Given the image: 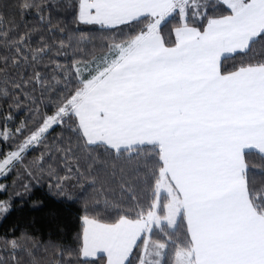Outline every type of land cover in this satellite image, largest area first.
<instances>
[{"label": "snow or ice", "instance_id": "obj_1", "mask_svg": "<svg viewBox=\"0 0 264 264\" xmlns=\"http://www.w3.org/2000/svg\"><path fill=\"white\" fill-rule=\"evenodd\" d=\"M3 7L0 97L9 110L0 174L39 149L28 175H46L50 192L71 198L69 183L93 188L77 247L52 245L61 256L78 264H264V183L250 178L249 162L264 161V0H69L71 21L55 26L36 0ZM33 9L40 24L22 28L15 14L23 20ZM69 24L95 27L99 54L75 58L89 38L80 33L71 64H61L55 57L73 48ZM45 93L54 110L40 116ZM29 100L32 121L11 129V107ZM53 126L60 132L45 143ZM46 156L62 168H45ZM10 208L0 200V215ZM28 239L5 235L0 264H40Z\"/></svg>", "mask_w": 264, "mask_h": 264}, {"label": "trees", "instance_id": "obj_2", "mask_svg": "<svg viewBox=\"0 0 264 264\" xmlns=\"http://www.w3.org/2000/svg\"><path fill=\"white\" fill-rule=\"evenodd\" d=\"M37 3L45 5L44 14L51 15L52 24L55 26L58 22L71 21V9L67 8L69 0H36ZM14 0H0V11L5 13L6 18L8 14L3 7L6 4H12ZM15 21L23 25L26 23L29 27L40 24L39 16L36 14L35 9L31 13L26 14L21 20L20 15L17 13L14 17ZM174 21H170L166 26V32L168 28H171ZM46 27V22H44ZM69 27L75 32V38L73 42V48L68 49L66 54L56 56L55 58L60 61L61 64H71L73 59V52L77 45L76 40L80 39V33L89 34L87 41L79 44V48L83 51L76 56V59L91 58L92 54H99L98 44L100 33L96 28L91 25L80 24L72 25ZM47 38L48 32L43 33ZM57 39H67V34H61L59 31L52 33ZM39 41V33H33L32 43L33 46L37 45ZM2 53V48H0ZM51 55H54L52 53ZM228 63H231L229 61ZM47 64V58H45L44 64L41 65V69H44V65ZM51 74L49 69V75ZM57 89H62L63 85H57ZM58 94V93H57ZM40 99L39 91L35 94ZM50 93L44 94V103L40 104L39 113L43 116L45 113L51 114L54 110L51 106V99H54ZM9 110V100L4 97H0V126L3 125V117ZM13 119L9 122V127L13 130L20 123L21 119L32 121L33 114L36 112V108L32 105L31 101H24L20 107H11ZM31 126V124L29 125ZM60 132L59 126H53L48 132V139L45 143H52L56 133ZM68 133L65 132L67 137ZM20 139H23L21 137ZM19 141H17L18 143ZM0 150L4 149L3 143H0ZM40 155V150H28L24 155L22 163L16 165L8 171L3 177L0 178V185H4V188H0V200L11 201V208L5 214L0 215V257H6L8 254L4 251L2 238L7 235L9 238L12 236L20 237L21 234H25L31 239L22 241L27 247L31 248L33 254L40 261V264H78L77 257L75 255L69 256L67 252L61 256L58 250L52 245L59 244L65 248H75L76 233L79 231L80 221L78 217L83 215V198L86 195L93 193V188L89 185L86 190H82L79 184L69 183L66 187L71 193H74L71 198L69 196H58L49 191V180L45 175L44 178L39 181L28 175V167L35 168L33 161ZM250 164L254 165L252 172H250V178L257 184L264 183V161H261L259 156L253 155L250 158ZM44 167L47 168L48 164L61 167L57 160H54L53 156H46ZM60 175H65L64 171H60ZM111 179V177L109 176ZM131 179V177H130ZM27 185V188L25 187ZM116 187L115 183L112 185ZM99 188V185H96ZM119 195V192L116 193ZM79 197V198H77ZM27 260L28 258L25 257ZM96 264H101L97 258Z\"/></svg>", "mask_w": 264, "mask_h": 264}, {"label": "rangeland", "instance_id": "obj_3", "mask_svg": "<svg viewBox=\"0 0 264 264\" xmlns=\"http://www.w3.org/2000/svg\"><path fill=\"white\" fill-rule=\"evenodd\" d=\"M5 174H0V178L3 177Z\"/></svg>", "mask_w": 264, "mask_h": 264}]
</instances>
